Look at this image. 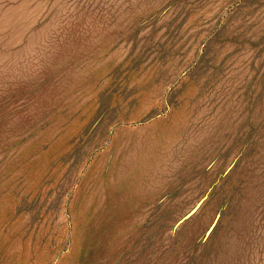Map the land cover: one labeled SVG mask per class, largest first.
I'll return each mask as SVG.
<instances>
[{"label": "rangeland", "instance_id": "374dc122", "mask_svg": "<svg viewBox=\"0 0 264 264\" xmlns=\"http://www.w3.org/2000/svg\"><path fill=\"white\" fill-rule=\"evenodd\" d=\"M0 264H264V0H0Z\"/></svg>", "mask_w": 264, "mask_h": 264}]
</instances>
